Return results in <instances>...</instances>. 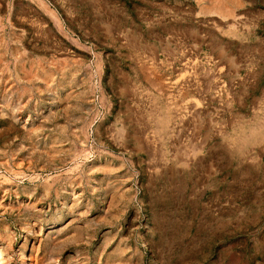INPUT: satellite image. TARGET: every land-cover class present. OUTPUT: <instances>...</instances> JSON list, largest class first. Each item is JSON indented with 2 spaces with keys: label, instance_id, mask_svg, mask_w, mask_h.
Segmentation results:
<instances>
[{
  "label": "rangeland",
  "instance_id": "rangeland-1",
  "mask_svg": "<svg viewBox=\"0 0 264 264\" xmlns=\"http://www.w3.org/2000/svg\"><path fill=\"white\" fill-rule=\"evenodd\" d=\"M0 264H264V0H0Z\"/></svg>",
  "mask_w": 264,
  "mask_h": 264
}]
</instances>
